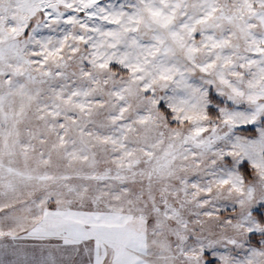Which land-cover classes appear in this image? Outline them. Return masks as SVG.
I'll use <instances>...</instances> for the list:
<instances>
[{
	"label": "snow or ice",
	"instance_id": "snow-or-ice-1",
	"mask_svg": "<svg viewBox=\"0 0 264 264\" xmlns=\"http://www.w3.org/2000/svg\"><path fill=\"white\" fill-rule=\"evenodd\" d=\"M0 264H264V0H0Z\"/></svg>",
	"mask_w": 264,
	"mask_h": 264
}]
</instances>
